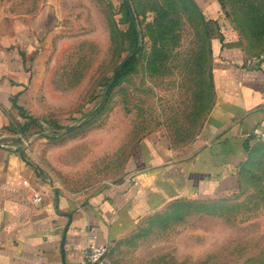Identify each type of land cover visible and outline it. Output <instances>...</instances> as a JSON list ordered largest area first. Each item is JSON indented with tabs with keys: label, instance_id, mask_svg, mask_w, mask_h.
Here are the masks:
<instances>
[{
	"label": "rangeland",
	"instance_id": "obj_1",
	"mask_svg": "<svg viewBox=\"0 0 264 264\" xmlns=\"http://www.w3.org/2000/svg\"><path fill=\"white\" fill-rule=\"evenodd\" d=\"M219 1L264 42V0ZM128 2L138 37L123 0H0L3 24L43 13L24 105L27 153L68 189L120 178L152 131L187 143L214 96L215 21L190 0ZM110 256L111 264H264V140L249 144L236 191L169 202L112 243Z\"/></svg>",
	"mask_w": 264,
	"mask_h": 264
},
{
	"label": "crops",
	"instance_id": "obj_2",
	"mask_svg": "<svg viewBox=\"0 0 264 264\" xmlns=\"http://www.w3.org/2000/svg\"><path fill=\"white\" fill-rule=\"evenodd\" d=\"M196 2L216 28L214 96L194 135L174 145L165 130L152 131L131 148L120 178L78 189L51 181L27 153L33 126L24 105L43 13L0 23V264H80L100 244H109L111 260V244L169 202L236 191L249 144L257 140L248 133L264 127V60L247 62L264 47L263 37L240 27L219 0ZM32 188L42 201L31 200Z\"/></svg>",
	"mask_w": 264,
	"mask_h": 264
},
{
	"label": "built area",
	"instance_id": "obj_3",
	"mask_svg": "<svg viewBox=\"0 0 264 264\" xmlns=\"http://www.w3.org/2000/svg\"><path fill=\"white\" fill-rule=\"evenodd\" d=\"M264 60V48L260 51L248 56L249 65H255ZM254 139L264 140V127L255 128L248 133ZM23 183L27 184L28 180L23 179ZM43 195L35 188L31 189V200L33 202L42 201ZM80 264H111L109 257V244L95 245L89 248Z\"/></svg>",
	"mask_w": 264,
	"mask_h": 264
},
{
	"label": "trees",
	"instance_id": "obj_4",
	"mask_svg": "<svg viewBox=\"0 0 264 264\" xmlns=\"http://www.w3.org/2000/svg\"><path fill=\"white\" fill-rule=\"evenodd\" d=\"M190 1H192L194 4H196V6L200 9V11L202 12V14H203V17H204V19L205 20H208V23L207 24H209V19L208 18H206V16H205V14H204V12H203V10H202V8L199 6V4L196 2V0H190ZM123 4L126 6V8H127V10H128V12H129V14H130V12H132L131 10H130V5H129V2H128V0H123ZM216 22V21H215ZM132 23H133V26H134V31H135V33H136V35H137V37H138V31H137V28H136V24H135V22L132 20ZM136 48H137V46H136ZM134 55V54H133ZM133 55H129V57L126 59V61L124 62V64H123V66L130 60V58L133 56ZM122 66V67H123ZM122 67L118 70V71H114L115 72V79H114V81L117 79V77L119 76V74H120V71H121V69H122ZM113 81V82H114ZM113 84V83H112ZM27 121H26V123H24V125H23V127H22V132H25L26 131V129H27Z\"/></svg>",
	"mask_w": 264,
	"mask_h": 264
},
{
	"label": "water",
	"instance_id": "obj_5",
	"mask_svg": "<svg viewBox=\"0 0 264 264\" xmlns=\"http://www.w3.org/2000/svg\"><path fill=\"white\" fill-rule=\"evenodd\" d=\"M130 15H131V17H132V19H133V21H134V18H133V14H132V12H130ZM128 57H129V55H127L126 57H124V58L121 60V62L117 65V67H116V69H115V72L118 71V70L123 66L124 62L126 61V59H127ZM115 72L113 73V75L111 76L110 80L108 81V83H107V85H106V87H105V89H104V93H103V95H102L101 100H103V98L106 96L107 92L109 91V89H110V87H111V85H112V83H113V81H114V79H115ZM0 144H1V143H0ZM19 147H20V148L22 147V142L20 143Z\"/></svg>",
	"mask_w": 264,
	"mask_h": 264
}]
</instances>
